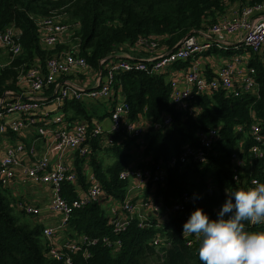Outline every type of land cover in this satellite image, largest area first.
<instances>
[{"label": "trees", "instance_id": "16d2710c", "mask_svg": "<svg viewBox=\"0 0 264 264\" xmlns=\"http://www.w3.org/2000/svg\"><path fill=\"white\" fill-rule=\"evenodd\" d=\"M232 1L235 0H0V32L14 26L22 44L21 52L15 56L0 49V98L8 90L21 92L19 74L22 68L40 62L44 65L48 56L72 46L62 40L46 45L39 25L43 17L54 16L69 22L71 31L65 36L72 32L74 44L86 57L90 69L102 67L106 72V61L102 66V59L113 58L119 47L133 45L140 37L151 35L166 50H172L184 38L216 22ZM239 1L253 3L258 0ZM190 63V59H186L174 65L188 67ZM251 63L257 67L259 83L254 92H243L240 96L224 88L195 92L191 98L192 111L180 110L170 103L171 83L167 73H151L142 68L116 73L112 96L115 102L121 98L128 103L131 120L144 118L155 123L169 112L173 122L159 129L150 126L142 143L126 131L111 133L107 130L90 140L92 150L87 155H91L90 164L106 196L124 198L130 181L121 179L119 173L129 166L133 157L137 159L138 154L131 147L143 146L138 166H145L178 155L189 144L198 145L200 129L215 128L218 135L205 161L188 163L184 167L170 166L166 183L148 185L163 204L170 203L185 190L193 194L203 191L200 201L189 204L186 209L163 220L152 213L147 225H140L139 219L134 217L120 234L113 230L101 202L75 209L65 230L70 234L76 232L71 235L74 240L81 234L100 239L95 245L79 243L82 248L74 254L77 264H202L198 255L200 241L189 246L183 236V225L191 213L203 208L210 218L216 219L219 207L227 199V190L250 186L252 176L264 182V63L257 56L251 58ZM47 89L52 95L54 86ZM15 97V94L8 96ZM89 108L92 106L83 100L68 98L59 110L67 120H82L92 128L95 123ZM253 122L261 127L262 141L251 135ZM6 135L18 137L12 131ZM108 135L113 136V142L105 149L116 158L105 166L96 157L95 149ZM254 145L261 147V155L252 150ZM235 154L243 159L250 176L247 182L243 178L234 179ZM77 164V174L84 178L82 163L77 161ZM209 186L214 187L212 194L206 192ZM63 193L69 199L78 195L73 183L69 182L63 185ZM23 200L0 181V264H54L48 255L44 223L32 214L30 219L26 216L27 213L19 208ZM246 227L249 231H264V223H248ZM158 235L163 240L157 244L154 239ZM104 236L120 237L121 247L115 249L107 245L102 241ZM85 247L91 252L89 257L83 255Z\"/></svg>", "mask_w": 264, "mask_h": 264}, {"label": "built area", "instance_id": "2783aa9c", "mask_svg": "<svg viewBox=\"0 0 264 264\" xmlns=\"http://www.w3.org/2000/svg\"><path fill=\"white\" fill-rule=\"evenodd\" d=\"M39 25L42 40L46 45L55 44L71 31V27L67 23L54 16L43 17ZM201 31H203L205 40L197 36ZM18 32L14 26L0 32V49L11 53L13 56L21 52L22 44L17 39ZM235 32L239 34L241 44L247 50L229 57L216 75L206 76L202 72L201 62L197 55L214 46L215 43L221 46V42H225L224 36ZM133 45L143 46L154 53L147 59L130 56L102 59V66L106 61V72L102 67L98 70L100 81L96 87L87 88L74 79L64 77L76 70L81 72L91 70L86 57L80 54L78 46L73 44L69 49L48 56L44 65L40 62L33 63L26 69L22 68L19 74V84L22 87L26 86L27 89L23 88L21 92L8 90L0 98V134L6 135L8 131H12L20 135L28 127L36 125L37 132L47 137V141L50 143L48 150L39 159L32 162L25 161L22 156L26 150L24 142L19 140L8 145L5 152L0 154V181L4 187H9L16 178L17 172L22 170L25 175L24 179L51 184L53 194L50 207L62 214L59 228L66 226L75 209L82 208L89 203L101 202L106 194L97 175L90 172V186L84 194L72 199L64 195L63 185L67 182H75L78 174L71 165L62 159L54 164L51 163L52 146H57L63 150L76 148L81 154L87 155L92 149L90 140L104 134L107 129L100 121H94L95 124L92 128L82 120L75 122L72 126L39 125L35 114L44 110L43 108L47 104H51L57 110L68 98L83 101L109 100L114 91L116 73L133 68L147 69L151 73L171 72L172 75L170 74L169 77L171 83L170 103L184 111H192L191 98L195 92H210L219 88L227 89L234 96H240L243 92H254L259 83L256 76L257 67L251 63V58L257 56L264 60V0L243 3L235 15L231 17L225 14L221 15L213 24L184 38L172 50H162L165 47L161 46L159 41L151 35L140 37L137 43ZM186 59L191 61L188 67H183L172 73L171 68L174 64L179 60ZM244 60L250 64L246 71L240 74L242 70L239 69V66ZM237 75L240 78L239 82H236ZM61 76L63 77L59 80L58 78ZM51 85H54V94L49 96L45 90ZM11 94H15L16 97L8 98ZM49 98L51 101L47 103ZM129 109V105L124 99L114 104L110 115L111 127L109 131L111 133L126 131L130 136L137 137L143 142L150 126L159 129L168 127L173 122V116L169 112H165L162 119L155 123L144 118L131 120L128 116ZM64 119V115L59 113L56 114L53 121L57 123L64 121ZM250 132L256 140H263L261 127L257 122L251 124ZM198 134L199 144L185 146L178 155H172L165 160L161 159L151 165H129L120 171L119 177L129 180L131 183L124 198L112 197L114 204L110 206L109 222L116 233L120 234L125 231L134 217L139 219L140 225H147L150 218L146 213L148 210L156 214L164 213L167 218L175 212L186 209L189 204L200 201L203 197V191L193 194L185 190L175 196L168 204H163L151 197H135L133 195L134 189L145 190L149 184L157 186L166 183L170 166L181 165L184 167L188 163L205 161L210 148L217 139V129H200ZM112 142L113 136L108 135L106 144ZM252 150L256 154H262V149L258 145H254ZM233 160L236 166L233 174L234 179L238 181L243 178V181L247 182L250 176L247 175V169L243 166V159L235 154ZM242 174L245 176L242 177ZM253 180L259 181L257 177L252 176L249 179V185ZM206 192L212 194L214 187L209 186ZM19 208L34 216L41 212L40 207L28 200L19 202ZM221 209L222 206L219 207L217 214ZM56 230L55 226H45L43 230L48 255L55 262L54 264H77L74 254L82 248L79 243L95 245L100 240L99 238L83 236L81 242L78 240L58 241L55 238ZM184 237L189 246L199 241L194 235ZM154 240L158 244L163 240V237L158 235ZM102 241L115 249L122 245L120 237L111 239L109 236H104ZM85 248L83 255L89 257L91 252L87 247Z\"/></svg>", "mask_w": 264, "mask_h": 264}, {"label": "crops", "instance_id": "0c3cea01", "mask_svg": "<svg viewBox=\"0 0 264 264\" xmlns=\"http://www.w3.org/2000/svg\"><path fill=\"white\" fill-rule=\"evenodd\" d=\"M239 0H235L232 2H229L227 4L225 15L227 16H233L235 13L238 12L239 7L242 5ZM200 39L205 40L203 37V31L199 32L197 35ZM225 42H221V46L215 45L205 49L202 53H199L197 55L198 60L201 62V69L202 72L208 76L212 77L217 74L219 68L227 61L229 57H231L233 54L241 53L247 50V48H244L240 41V36L238 33H228L224 36ZM62 42H67V36H63ZM71 47V46H70ZM162 50L167 51L165 48ZM154 52L149 51L147 48L143 46H135V45H125L123 47H119L116 53L113 55V58H120V57H126L130 56L132 58H145L147 59L151 54ZM112 58V57H110ZM260 60H264L260 58ZM249 62L244 60L241 65L239 66V69L242 70L240 74H242L244 71H246L247 67L249 66ZM185 67V66H184ZM183 67L174 65L171 68V71H177ZM168 74V77H170L171 72H166ZM172 75V74H171ZM63 76L59 77L58 79L61 80ZM66 78L74 79L78 81L80 84L85 85L87 88H93L96 87L100 81L99 71L98 70H87V71H74L71 74H68L64 76ZM237 81L239 82L240 78L238 75L236 76ZM54 86V85H53ZM27 89L26 86H23L22 89ZM46 94L49 96H52L50 94L49 90H45ZM114 92V91H113ZM113 94V93H112ZM112 96V95H111ZM112 96L111 99L107 100H84V102L92 106V108H89L91 112L93 113V119L94 121H100L104 124L105 128L109 131L111 127V109L114 106L116 102H118L120 99H118L115 102V99ZM115 102V103H114ZM44 110L40 111L39 113L35 114L36 119L39 125H47V126H72L75 122L79 121L74 120H67L66 118L62 122L55 123L54 117L56 114L62 113L59 109H54V107L51 104H47L46 107L43 108ZM95 111V112H93ZM108 112V113H107ZM17 115V114H13ZM34 115V116H35ZM62 115H64L62 113ZM43 119V120H41ZM93 121V122H94ZM19 137H16L15 135H1L0 139V154L4 153L6 150V147L8 145H12L16 143L17 141L21 140L25 143L26 150L22 153V156L25 161L32 162L37 159H39L50 147V143L47 141V137L42 136L37 132L36 125H33L31 127H28L25 131H23L20 135H17ZM107 138V137H106ZM106 138H103L101 140V146L96 147L95 153L96 157L100 159V161L103 162V165H107L111 163L115 158L116 155L113 153H109L105 146L109 145L106 144ZM139 143H142V140H138ZM142 145L140 144V148L142 149ZM140 148L131 147V150L134 153H137V159L134 157L132 158V162L129 165H138L139 159L138 156L141 154L142 150L140 151ZM92 150V149H91ZM51 163H55L59 159H62L65 161L68 165H71L75 170L77 167V161L82 163L83 171H84V178H81L79 175L75 182H72L75 187V192L78 195L84 194L89 186H90V180H89V173L94 172L92 164H90L91 155H83L79 151V149L76 148H68V149H59L57 146L53 147L50 154ZM77 172V170H76ZM24 173L22 170H19L17 172L16 178L12 181L11 185L9 186L10 191L18 197V199H24L33 202L35 205L41 208V212L34 217L36 219L40 220L44 223V226H55L57 228L55 238L58 241H66V240H74V236L71 237V235H76V232H73V234L68 233L67 230H65V227H58L59 223L62 220V214L60 212H56L52 210L50 207V202L52 199V185L46 182H38L33 181L30 179H24ZM99 178V177H98ZM100 179V178H99ZM131 183V182H130ZM77 195V196H78ZM133 195L135 197H151L154 198V200L159 201V199L156 197L153 188H147L145 190L141 189H134ZM101 204L105 209V212L107 216L111 215V204H114V200H112V197L104 196L101 200ZM149 217H151V214L155 212H152L150 210L146 211ZM158 218L163 220L166 218V215L164 213L157 214ZM83 236H86L85 234H81L78 236V240L83 239Z\"/></svg>", "mask_w": 264, "mask_h": 264}, {"label": "clouds", "instance_id": "9594fccd", "mask_svg": "<svg viewBox=\"0 0 264 264\" xmlns=\"http://www.w3.org/2000/svg\"><path fill=\"white\" fill-rule=\"evenodd\" d=\"M248 223H264V182L258 180L227 190L216 219L197 208L183 225V235L200 241L202 264H264V231H249Z\"/></svg>", "mask_w": 264, "mask_h": 264}, {"label": "rangeland", "instance_id": "374dc122", "mask_svg": "<svg viewBox=\"0 0 264 264\" xmlns=\"http://www.w3.org/2000/svg\"><path fill=\"white\" fill-rule=\"evenodd\" d=\"M64 22L67 23L69 26H71L69 22H66V21H64ZM71 34H72V32H71ZM71 34L66 35V36H67V40H68L67 42H68L69 45H70V44H71V45L74 44V39H72V35H71ZM41 120H43V119H41ZM26 216L29 217V219H30V217H31L30 214H28V215L26 214Z\"/></svg>", "mask_w": 264, "mask_h": 264}]
</instances>
